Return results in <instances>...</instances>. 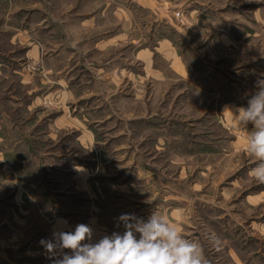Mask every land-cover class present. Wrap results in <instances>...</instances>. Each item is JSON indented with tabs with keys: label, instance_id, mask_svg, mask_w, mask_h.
Segmentation results:
<instances>
[{
	"label": "rangeland",
	"instance_id": "obj_1",
	"mask_svg": "<svg viewBox=\"0 0 264 264\" xmlns=\"http://www.w3.org/2000/svg\"><path fill=\"white\" fill-rule=\"evenodd\" d=\"M165 5L0 0V264H52L61 220L94 243L152 211L209 264H264V183L228 110L264 74V0Z\"/></svg>",
	"mask_w": 264,
	"mask_h": 264
},
{
	"label": "clouds",
	"instance_id": "obj_2",
	"mask_svg": "<svg viewBox=\"0 0 264 264\" xmlns=\"http://www.w3.org/2000/svg\"><path fill=\"white\" fill-rule=\"evenodd\" d=\"M261 76L246 107L228 108L233 114L232 127L247 133L246 151L255 162L250 175L258 183H264V74ZM58 223L63 227L54 229L51 239L39 242L52 264H209L200 243L186 238L162 213L152 211L146 220L135 213L121 214L117 227L123 225V232L114 231L94 243L89 224L64 230L67 221ZM210 241L216 246L219 238Z\"/></svg>",
	"mask_w": 264,
	"mask_h": 264
},
{
	"label": "crops",
	"instance_id": "obj_3",
	"mask_svg": "<svg viewBox=\"0 0 264 264\" xmlns=\"http://www.w3.org/2000/svg\"><path fill=\"white\" fill-rule=\"evenodd\" d=\"M134 1H136V0H134ZM137 1H138V4L141 5V6H143L144 8L159 10L160 13L162 14L161 16H162L163 19L168 17V15H167V9L165 7L166 6L165 3H169V4L174 5V6L175 5H177V6L179 5L180 6V5L184 4V3H186L187 5L190 4V0H185V1L183 0L181 3L180 2L177 3V2H175L173 0H169V1H167V0H165V1L164 0H137ZM187 8H189V7H187ZM189 10L191 11L192 9L189 8ZM193 12H196V14H197L196 17L199 20L201 18V16H202V13L201 12H198L197 9L195 11H193ZM227 37H229V36H227ZM163 41H167L169 44H171V46L173 48L174 43L171 40V38H169L167 40H163ZM179 55H180V53L177 52V56L180 58ZM177 61H178V58H177ZM177 61L174 64H176ZM177 66H178V64H177Z\"/></svg>",
	"mask_w": 264,
	"mask_h": 264
}]
</instances>
